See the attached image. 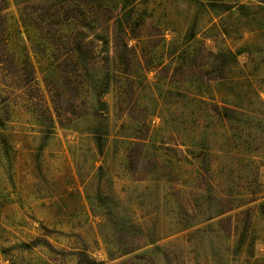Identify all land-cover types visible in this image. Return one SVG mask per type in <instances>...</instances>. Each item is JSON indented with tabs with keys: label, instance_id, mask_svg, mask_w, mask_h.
I'll use <instances>...</instances> for the list:
<instances>
[{
	"label": "rangeland",
	"instance_id": "1",
	"mask_svg": "<svg viewBox=\"0 0 264 264\" xmlns=\"http://www.w3.org/2000/svg\"><path fill=\"white\" fill-rule=\"evenodd\" d=\"M96 2L3 11L0 264H264V0Z\"/></svg>",
	"mask_w": 264,
	"mask_h": 264
},
{
	"label": "trees",
	"instance_id": "2",
	"mask_svg": "<svg viewBox=\"0 0 264 264\" xmlns=\"http://www.w3.org/2000/svg\"><path fill=\"white\" fill-rule=\"evenodd\" d=\"M8 3L9 0H0V21L5 17V13H3V11L6 9ZM16 4L18 5L20 13L23 17H29L30 15H34L35 13L39 12V10L44 11V9L47 8L45 11L47 13H50L53 10V12L66 10L69 12V14H71L70 17L82 18L85 12H83L81 5L86 4L88 8H92L94 5H97V2L96 0H16ZM46 4L50 5L47 6ZM115 20L116 22L113 23L114 47L116 52L119 53V50L122 46L121 40L129 29H127V27L124 26V23L121 22V17H118ZM1 30L2 28L0 27V31ZM75 44L76 53H79L80 50L86 46V44H89V42H84L83 39H81ZM124 45L128 50L133 49L132 46H128V43H124ZM0 58H2L1 55ZM82 67L86 69L85 66Z\"/></svg>",
	"mask_w": 264,
	"mask_h": 264
}]
</instances>
